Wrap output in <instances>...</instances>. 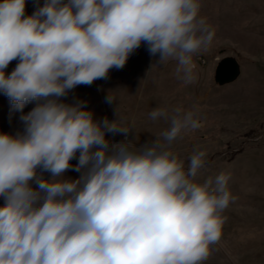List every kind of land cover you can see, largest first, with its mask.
Instances as JSON below:
<instances>
[{"label": "clouds", "instance_id": "obj_1", "mask_svg": "<svg viewBox=\"0 0 264 264\" xmlns=\"http://www.w3.org/2000/svg\"><path fill=\"white\" fill-rule=\"evenodd\" d=\"M26 3L0 2V92L17 111L36 102L23 132L0 133V264H204L236 197L230 173L198 179L206 151L185 167L171 150L202 126L196 106L154 108L149 119L168 127L137 147L117 111L97 120L86 102L61 99L122 69L142 44L194 83V56L215 38L201 0H45L32 15ZM109 132L126 138L112 143Z\"/></svg>", "mask_w": 264, "mask_h": 264}, {"label": "rangeland", "instance_id": "obj_2", "mask_svg": "<svg viewBox=\"0 0 264 264\" xmlns=\"http://www.w3.org/2000/svg\"><path fill=\"white\" fill-rule=\"evenodd\" d=\"M44 2L27 0L25 14L32 15ZM201 4V15L215 28V38L208 51L194 56L197 65L194 83L185 85L176 78L175 62L156 64L158 55L151 56L147 45L142 44L122 69L113 68L107 79H98L90 86L79 85L61 99L69 104L86 102L97 120L104 117L115 120L117 111L118 123L130 130L127 139L139 147L157 139L163 130L159 127L152 136H145L137 129L143 121L138 120L140 123L130 116L146 110L149 103L163 99L156 90L151 93L147 92L148 87L144 90L146 81L160 83L167 79L172 89L164 98L170 99V108L196 106L202 124L174 141L171 150L185 160V167L194 150L206 151V167L198 179L230 173L229 189L236 197L223 213L228 219L222 237L212 246L204 264H264V0H201ZM225 58L238 61L240 75L233 83L218 85L216 68ZM17 63L18 60L10 62L6 74ZM136 88L142 95L122 104L127 99L126 93ZM109 92L115 97L111 104L105 101ZM35 106V101L30 102L22 112L17 111L0 92V133L23 132L20 116ZM158 106L161 102L152 110ZM125 138L123 133H106V139L112 143ZM70 163L75 166L78 155ZM41 174L45 179L51 178L49 172ZM80 174L68 170L65 178L77 179ZM32 187L37 185L32 183ZM3 204L4 199L0 197V206Z\"/></svg>", "mask_w": 264, "mask_h": 264}, {"label": "bare ground", "instance_id": "obj_3", "mask_svg": "<svg viewBox=\"0 0 264 264\" xmlns=\"http://www.w3.org/2000/svg\"><path fill=\"white\" fill-rule=\"evenodd\" d=\"M146 82L147 83L143 85L144 90L147 89L146 87L149 88V90L147 89L148 93H151V91L156 90L157 94L160 95V97L163 99H159V101L157 99V100L149 103L146 110H142L139 113L138 112L133 113V116H130V117H134L137 121L142 120L143 123L140 126L138 125L139 128H137V129L141 134L150 137L158 130L159 127H162V130H164L165 128L168 127V123H166L163 120L158 121V122H153L152 120L149 119L148 114H149V112H151L153 106H155L157 104V102L158 103L161 102V106H168L170 108V105H171L170 99H169V101H166L164 97H166V95L170 93V91H171L170 89H172V88L170 86L171 85L170 82L167 79L162 80L160 83H157V82L155 83L152 80H149ZM126 83L128 84V82H126ZM147 92L144 94L148 95ZM138 95H142V93H140V91H139V88L128 91V93H126V95H125V97L127 99L122 104H127L128 102L133 101L134 99H136V97H138ZM138 122H140V121H138Z\"/></svg>", "mask_w": 264, "mask_h": 264}, {"label": "water", "instance_id": "obj_4", "mask_svg": "<svg viewBox=\"0 0 264 264\" xmlns=\"http://www.w3.org/2000/svg\"><path fill=\"white\" fill-rule=\"evenodd\" d=\"M240 75V65L234 58L222 59L217 65L215 82L218 85L233 83Z\"/></svg>", "mask_w": 264, "mask_h": 264}]
</instances>
